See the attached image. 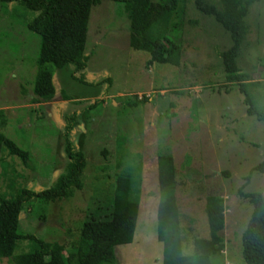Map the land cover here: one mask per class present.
Segmentation results:
<instances>
[{
	"label": "rangeland",
	"instance_id": "1",
	"mask_svg": "<svg viewBox=\"0 0 264 264\" xmlns=\"http://www.w3.org/2000/svg\"><path fill=\"white\" fill-rule=\"evenodd\" d=\"M178 12L166 36L181 43L179 64L151 63L147 51L129 45L125 4L101 0L89 14L85 82L71 77L72 64L56 68L55 96L32 102L40 36L26 22L35 12L16 2L0 3V109L7 118L1 131L31 154L24 165L1 152L12 166L0 163V193L10 195L20 187L40 191L64 172L62 131L68 114L77 115L70 140L86 158L82 188L47 204H23L19 233L68 247L85 218L111 216L114 176L126 170L139 210L132 240L115 247L110 264H161L156 155L162 150L172 154L177 167L183 252L192 256L194 236L208 237L205 200L221 195L225 247L211 262L246 264L241 238L253 204L238 190L243 186L244 193L264 198V172L253 170L264 158V123L247 114L244 102L249 95L264 106V0L251 4L245 16L248 32L238 58L250 83L244 87L225 81L220 52L231 45L229 33L193 0ZM95 100L102 102L89 108ZM10 179L15 182L9 187ZM28 249L29 242L20 239L13 255ZM0 264L13 263L2 258Z\"/></svg>",
	"mask_w": 264,
	"mask_h": 264
},
{
	"label": "trees",
	"instance_id": "2",
	"mask_svg": "<svg viewBox=\"0 0 264 264\" xmlns=\"http://www.w3.org/2000/svg\"><path fill=\"white\" fill-rule=\"evenodd\" d=\"M101 0H0V3L16 2L35 12L26 22L27 28L40 36L36 58V74L33 83L32 102L50 101L56 94L53 82L54 69L72 64L70 75L85 82L81 72L86 68L88 56L84 53L91 7ZM123 2L130 25L129 45L135 50H145L150 62L178 65L182 55L181 43L166 36L172 27L175 14L185 10L186 0H112ZM259 0H193L195 8L211 16L230 35L231 45L220 52L226 82L247 86L248 75L238 66L242 44L248 32L245 16L248 7ZM79 73V75H78ZM66 97V96H65ZM68 98V97H67ZM145 101L144 97L139 99ZM102 102L95 100L89 108ZM246 112L264 123V106L254 104L245 96ZM136 103V102H135ZM88 108V107H87ZM85 108V110L87 109ZM62 131L64 152L68 159L64 172L55 182L40 191L20 187L10 195L0 193V259L8 258L13 264H110L115 261V247L130 242L139 210L138 201L131 197L133 182L131 173L122 170L114 176L112 213L109 218L92 216L82 222L77 237L68 247L58 241H46L34 234H21L17 230L18 217L23 204L35 201L47 204L70 197L83 186L86 166L84 153L74 146L70 135L76 126L77 115L64 117ZM7 118L0 109V154L18 158L28 165L30 151L21 148L1 131ZM10 159V158H9ZM0 156V163L4 161ZM5 166L11 163L3 162ZM159 200L156 209V237L162 243L161 264H212L225 247L224 200L221 195H209L205 200L208 237L194 236L192 256L183 252L180 212L176 202L177 167L171 153L159 151L156 155ZM264 172V158L253 168ZM6 174V169L3 175ZM249 176H247L248 179ZM15 182L10 179V185ZM239 194L250 199L253 211L242 233V256L246 264H264V198L260 193L246 194L243 186ZM20 239L29 242V249L13 255ZM219 264H225L220 262Z\"/></svg>",
	"mask_w": 264,
	"mask_h": 264
}]
</instances>
